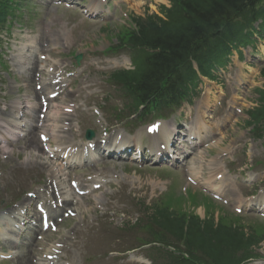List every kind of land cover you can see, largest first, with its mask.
<instances>
[{
    "label": "trees",
    "instance_id": "trees-1",
    "mask_svg": "<svg viewBox=\"0 0 264 264\" xmlns=\"http://www.w3.org/2000/svg\"><path fill=\"white\" fill-rule=\"evenodd\" d=\"M258 2L259 0H173L166 20L143 25L139 27L138 33L128 34L125 39L127 45H138L152 52L147 55L143 69L133 76H123L128 81L134 98L143 102L152 99V92L157 90L159 82L166 80L173 83L181 78L180 71L184 70L183 66L188 68L189 65L190 68L191 60L195 59L203 67L221 62L227 43L240 33L243 26L256 18L264 21V4ZM164 219L168 225V218ZM199 230L206 231L210 228L195 226V231ZM189 237L198 241L202 249H207L208 255L211 254L209 264H224L220 263L222 251L220 247H216L222 243L220 239L216 238L212 243L209 236L202 234L190 233Z\"/></svg>",
    "mask_w": 264,
    "mask_h": 264
},
{
    "label": "bare ground",
    "instance_id": "bare-ground-1",
    "mask_svg": "<svg viewBox=\"0 0 264 264\" xmlns=\"http://www.w3.org/2000/svg\"><path fill=\"white\" fill-rule=\"evenodd\" d=\"M87 87H84L83 89H86ZM80 88L76 87L75 92H79ZM71 97V95L67 94L64 97V103L62 104V107H58L55 105H50L45 113L44 119L42 121V126H43V132L41 134H46V136L49 138V140L55 142V146L53 150H50L48 152V154H53L54 159L58 162L57 165H52V163H44L45 166V170L48 173V178H50V180L52 182H54L53 187H50V191L49 194L50 195H55L58 191V194L60 195L59 198H62V203L63 205L67 206V207H73V209L71 210L73 212V210L75 209V212L77 210H79V215L81 216V224L86 225L88 223V211L87 209L81 211L78 206L80 205L79 200L75 197V193L73 191V189H71L70 187H68L67 185H65V181L64 179L66 178L65 174H64V170L65 168H63L62 162L63 159H61V157L64 155V153H67V158H74L80 155V153L83 152V148L79 149L77 146L70 144L69 142H62V134L71 131V128L69 127V120L67 119V114L63 112L64 108H68V99ZM28 106H31V108L33 109L34 107L31 104H27ZM198 114L196 113L195 117L197 118ZM0 124H2L4 130L8 129V130H12L13 133L11 134V137H18V135L20 136V134L23 132V130L19 127V125L14 121H9V119L5 118L3 119L0 118ZM64 125L68 126V128L66 127V130L64 129ZM35 126L32 127V130ZM158 134H162V131L158 130ZM155 135L152 136V138H154ZM0 138L2 139V141L4 143H8V139L6 135H0ZM24 142H26L29 147L32 150H37V151H41L42 149H45V146L40 144V142L34 140V137L32 136V133L29 132L28 133V138L24 139ZM220 141H218V143H214L212 144L213 147H215L216 149L219 147ZM211 146V145H210ZM216 156L214 158H212L213 160L211 161V163H213L215 166H218L220 169L223 168L221 163H218L217 160L215 159ZM68 161V160H67ZM90 169L88 167L85 168V173H89ZM195 175V173H194ZM222 177H220L221 179ZM211 182V183H210ZM205 184H212V179H209L208 181H206ZM56 188V189H55ZM45 189H47V187H45ZM219 189V188H217ZM36 194V193H35ZM34 194V195H35ZM49 198H54L53 196H48ZM28 204L29 200L27 198H24L19 205H23V204ZM238 205H241V202H237ZM29 213L31 212H26L25 215H21L24 220L27 219ZM15 219V217H13ZM70 221H68L66 223V225L69 224ZM0 223H4L7 224V226H9V224L11 223L10 221L4 220V219H0ZM22 227H19L17 232H19L21 230ZM9 234H13L16 231L9 229L8 230ZM74 232H78L77 231V226H74L70 229V234L74 233ZM2 233V232H0ZM68 238H66L67 240ZM66 242V241H65ZM9 245H15L17 248V252L15 253V259L17 260L19 258V254L22 255L24 250L22 249L20 245V242L17 243L16 238L14 239V241H9ZM32 263V259L31 258H27L24 260H21L19 262V264H31ZM71 264H75V262L72 260Z\"/></svg>",
    "mask_w": 264,
    "mask_h": 264
},
{
    "label": "rangeland",
    "instance_id": "rangeland-1",
    "mask_svg": "<svg viewBox=\"0 0 264 264\" xmlns=\"http://www.w3.org/2000/svg\"><path fill=\"white\" fill-rule=\"evenodd\" d=\"M132 10L135 11L136 10V6H133ZM120 25H121V22L118 23V24H114V25H111V26L107 27V28H110L107 33L105 32V30L107 28L101 29V30H97L96 29L97 27L93 28L91 25H89V26L88 25L80 26L76 30V31L80 30V32L79 33H77V32L74 33V36H77V42L76 43L79 44V46L77 47V50H76V54L77 55H82L83 59H87L88 54H96V53L104 50L112 42V37H113L114 33L117 30H119ZM52 39H53L54 42L58 41V37L57 36H53ZM3 40H4L3 38H0V43L3 42ZM8 73H10V72L2 69V71L0 72V76L3 77V80H5L4 77ZM255 80H258V78H256ZM205 85L209 86L211 84H205ZM6 86H7L6 84H3L2 86H0V88H5ZM211 86H213V85H211ZM253 86H261V85H260V83H255V84H253ZM11 95L16 96V92L11 93ZM112 97H114V98H113V100H112V102L110 104L113 105V106H119V103L116 100V98H118V97L115 96L114 94L112 95ZM253 99H254V96L252 95V93H249V95L247 96V103H245L244 105L241 104L239 106L240 113H239V116L235 120L238 123L235 124V126L231 129V131H227V134H226V141L225 142H227L228 145L235 143L237 138L243 137L242 136L243 132H242V128L241 127H242L243 121L246 118L245 117V111L248 108L252 107ZM244 156L248 157V160H244L242 163L249 164V165L251 164L253 166V168L255 167V165H256L257 168H261L263 158L258 153V146L257 145L256 146L252 145L251 147L247 148L246 153H245ZM255 161L256 162H260L261 164H255L254 165ZM5 174L8 175L9 171L6 170ZM132 176H133V173L130 174V177H132ZM113 177L116 180L125 178L119 172L118 169H116V172L114 173ZM130 177H128V178H130ZM136 177H138L140 181L135 183L134 187L135 188L143 187L142 191L138 193L137 198L143 200L145 202V204H149L150 202H152V201H150V199L154 195L152 193L151 183L149 181L146 182L145 179H150L151 177H153V173L152 172H146V171H140V172H137V176ZM123 182L130 183V180H127V179L125 180L124 179L122 181V183H121L122 184V192L126 190V185H124ZM168 182H169V186H168V190L167 191H168V194H170L172 192V185L173 186L176 185V180L168 179ZM181 182L182 181H180L179 184H181ZM0 185H3V182L0 181ZM198 198L199 197H197L196 200H198ZM169 199H173V198L169 197ZM119 201L121 203V202H123V199H119ZM120 203L118 205H116L117 211L121 212L123 210L129 209L128 208V201L126 203V208L122 207ZM216 207H219L221 210H223L221 212V214L218 215L219 217L228 218V215H229L230 219L234 218L235 215L232 212V209H230L228 207H223V206H220V205H217V204H216ZM195 213L202 214L203 213V208L202 207H198L195 210ZM132 219H133V216H132ZM121 221H123V219H121ZM257 221L262 222L260 220H257V218H255V217L251 218V219H249L247 217H244V218H240L239 217L238 219H236V223H238L240 226H243V227H245L247 229H248L250 224L253 225V228H256V226H259V223ZM255 222H257V223H255ZM260 224L263 225V223H260ZM133 245H137V242L133 243ZM72 253L75 254V255H79L82 252H81V250H79V252H76L74 250V251H72ZM141 257H142L141 264H149L148 262H146V259H144L145 257H144V253L143 252H141ZM143 260H144L145 263L143 262ZM107 264H115V261L107 259Z\"/></svg>",
    "mask_w": 264,
    "mask_h": 264
}]
</instances>
